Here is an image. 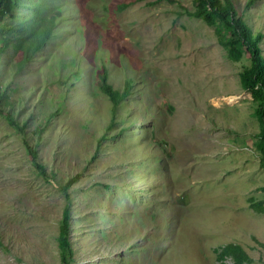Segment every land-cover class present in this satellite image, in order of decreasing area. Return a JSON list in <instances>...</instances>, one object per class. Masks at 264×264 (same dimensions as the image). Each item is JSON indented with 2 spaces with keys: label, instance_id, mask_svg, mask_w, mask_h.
Segmentation results:
<instances>
[{
  "label": "rangeland",
  "instance_id": "rangeland-1",
  "mask_svg": "<svg viewBox=\"0 0 264 264\" xmlns=\"http://www.w3.org/2000/svg\"><path fill=\"white\" fill-rule=\"evenodd\" d=\"M40 1L56 26L19 72L0 55V107L46 174L0 113V264H62L66 208L68 264H264L261 125L229 19L194 0ZM233 2L264 70V0ZM102 67L129 85L115 113Z\"/></svg>",
  "mask_w": 264,
  "mask_h": 264
},
{
  "label": "trees",
  "instance_id": "trees-1",
  "mask_svg": "<svg viewBox=\"0 0 264 264\" xmlns=\"http://www.w3.org/2000/svg\"><path fill=\"white\" fill-rule=\"evenodd\" d=\"M45 2V0H43ZM171 3L176 0H166ZM23 2V3H22ZM196 10H185L186 13L203 18L208 23H213L215 18L219 20L229 19L227 23L231 26L230 36L226 42L228 48V56L232 59H238L241 56L242 49L249 53L250 64L240 72L241 85L250 91L253 98L257 101L255 108L256 115L260 121L261 140L257 143V147L264 156V70L263 60L260 56L258 42L260 35H253L246 27L242 16L238 14L233 0H194ZM42 1L40 0H0V55L11 46L14 52L21 54V58L15 63V70H22L27 63L34 57L52 36L56 26V17L54 15L45 16L42 22L36 23L37 10L42 9ZM26 8L23 11L22 8ZM8 16L9 19L4 21ZM35 18V19H34ZM101 78L100 89L109 97L112 104V112L115 113L118 104L126 97L129 85L122 91L115 89L108 82V74L105 67L99 71ZM2 113L10 122V124L22 135V142L26 152L35 162V166L39 173L45 176L46 172L43 165L37 161L36 147L31 146L23 136V126L15 121L7 112ZM70 181V180H69ZM63 188L66 190L67 185ZM264 210V209H263ZM58 243L61 250L62 264H68V257L73 254L69 242V218L68 209L66 208L62 214V220L59 226ZM232 245L225 247L229 250ZM242 258L246 259V254L241 252Z\"/></svg>",
  "mask_w": 264,
  "mask_h": 264
}]
</instances>
